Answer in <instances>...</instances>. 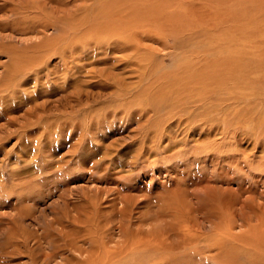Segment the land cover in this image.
<instances>
[{
  "label": "rangeland",
  "instance_id": "374dc122",
  "mask_svg": "<svg viewBox=\"0 0 264 264\" xmlns=\"http://www.w3.org/2000/svg\"><path fill=\"white\" fill-rule=\"evenodd\" d=\"M171 1L158 26L125 0H0L7 264H208L231 234L264 248V0ZM158 229L189 241H126Z\"/></svg>",
  "mask_w": 264,
  "mask_h": 264
},
{
  "label": "bare ground",
  "instance_id": "6f19581e",
  "mask_svg": "<svg viewBox=\"0 0 264 264\" xmlns=\"http://www.w3.org/2000/svg\"><path fill=\"white\" fill-rule=\"evenodd\" d=\"M117 1V0H116ZM127 2V0H125ZM132 1V0H130ZM149 1H151L149 3ZM123 5V9H127L128 7V13L129 15H135V21L137 22L138 20H147L148 19V22L147 24L148 25H152L153 23H156L158 24V26L160 24H167L166 22H172L173 21L175 22L176 18H180L178 16V13H176V11H168V10H165L168 6H170L172 1L171 0H133V4L131 2V4H129L128 6V2L127 4ZM159 2V3H157ZM112 3V2H111ZM119 3V2H118ZM106 6V5H105ZM108 6V5H107ZM110 6V5H109ZM108 8V7H107ZM117 8V9H116ZM123 10V12H124ZM108 14V18L104 21L105 23H110V21L114 24L112 25L113 28H119V24L117 25L116 23L118 22V19H121V17H123L122 14H124L123 12L120 11L119 7H113L111 6L109 9H107L106 11ZM105 12V13H106ZM215 14V13H214ZM233 14V13H232ZM106 16V15H105ZM137 16V17H136ZM97 17V16H96ZM127 18V17H126ZM85 19V18H84ZM83 19V20H84ZM131 18H127V19H122V22L124 21H132V23L130 25H133V20H130ZM130 20V21H129ZM156 21V22H151V21ZM109 21V22H108ZM121 21V20H120ZM119 21V22H120ZM134 21V22H135ZM191 21V20H190ZM104 22L103 20H100V24H103L104 25ZM139 22V21H138ZM137 22V23H138ZM75 24V23H74ZM92 24V23H91ZM125 24V23H124ZM123 24V25H124ZM136 24V23H135ZM134 24V25H135ZM139 24V23H138ZM130 25L127 27L129 29ZM141 25V24H140ZM139 25V26H140ZM146 25V26H148ZM96 27H99L98 25H95ZM107 26V25H105ZM104 26V28H105ZM109 29L112 31V27H111V24L108 25ZM126 26V25H125ZM137 26V25H136ZM134 27V26H133ZM102 27H100L101 29ZM133 29V28H132ZM136 29V28H135ZM193 29V28H192ZM99 30V29H98ZM102 31V30H101ZM132 31V30H131ZM147 31V30H146ZM109 32V31H108ZM139 32V31H138ZM135 33V32H134ZM171 33V32H170ZM110 34V33H109ZM122 34V33H121ZM129 34V33H128ZM130 35V34H129ZM132 40V39H131ZM127 42V41H126ZM122 43V42H121ZM124 43V41H123ZM122 43V44H123ZM135 44V43H134ZM119 48H122L121 46ZM126 50V49H125ZM129 51V50H128ZM196 57V56H195ZM122 60V59H121ZM206 65V64H205ZM230 66V65H229ZM215 68V67H214ZM18 69V68H17ZM20 69V67H19ZM245 69V68H243ZM16 70V69H15ZM12 71V70H11ZM158 75V74H157ZM109 77V76H108ZM176 80V79H175ZM150 81V80H149ZM143 87V86H142ZM82 92V91H81ZM81 94H79V96H81ZM30 113V111H28ZM86 133V132H85ZM114 205V204H113ZM130 211V210H129ZM18 225V224H17ZM173 226V225H172ZM170 227V226H169ZM170 229H175L174 227L173 228H170ZM178 229V228H177ZM154 230H151V232L146 235V236H143V237H138L136 239V241H134V235H132L133 237L130 238V233H128L127 235V239L126 241H129V239H131V241H129V243H132V245H134V249L135 248H140L141 245L144 247L142 250H145L148 252L150 251H156V249H160L159 253L162 254L164 256V251L161 252V249H165V251H169L171 250V248L175 247L177 244V246H183L186 244V241L189 239L188 237V231H181V234H178L180 237H178V243H175L172 242L173 240L165 233L162 231V229H158L156 232H153ZM192 233V232H191ZM234 234V233H233ZM195 235V234H194ZM244 235V234H243ZM141 236V235H140ZM209 236V235H208ZM219 236V235H218ZM255 236V235H254ZM250 237V236H249ZM253 237V236H252ZM250 237V239L252 238ZM136 238V237H135ZM190 238H192L190 236ZM255 238V237H254ZM257 238V236H256ZM199 239V237H198ZM193 240V239H192ZM249 240V239H248ZM247 238L245 237L242 238V237H235L234 235H229L228 237H220L218 238L217 237V240H216V246H217V250L214 252L215 255L212 253L210 254L212 257L211 260H209L207 257L206 254V250L202 251L201 250V253L199 254L200 257H203L204 260H207L209 261L208 264H264V248H255L253 247V244L255 242V239H251V241H254V242H250L248 241ZM189 241V240H188ZM196 241V240H195ZM258 241V238L256 240V242ZM261 241V239H260ZM263 241V240H262ZM261 241V242H262ZM197 242V241H196ZM195 242V243H196ZM239 243L241 242L244 246L242 247H239V246H232L233 243L234 245L236 243ZM259 242V241H258ZM264 242V241H263ZM128 243V244H129ZM260 244V243H257V245ZM263 244V243H262ZM131 245V244H130ZM252 245V247H251ZM264 245V244H263ZM140 246V247H139ZM209 247V244L207 245ZM212 247V246H211ZM261 247V246H260ZM80 248V247H79ZM82 248V247H81ZM107 249V248H106ZM120 251H118V253L121 254L122 252V247L119 248ZM83 250V249H82ZM110 250V249H109ZM125 251V250H124ZM9 252V251H8ZM8 252H7V249H0V264H7V261H6V258H8ZM109 253L107 254H104L105 258L104 259H108L110 260L113 264H115V262H120L118 264H124V262H128L129 259L127 258V260L123 261V258L122 257V261L121 260H115V258L117 257V254H115L114 252L112 251H108ZM116 252V251H115ZM153 252H150V255L152 256V253ZM95 253V252H94ZM125 253H127V251H125ZM124 253V254H125ZM141 253V252H140ZM140 253L138 254L140 256ZM155 253V252H154ZM211 253V252H210ZM137 255V254H136ZM135 255V256H136ZM170 255V254H169ZM116 256V257H114ZM174 256V255H173ZM171 256L170 259H168V257L166 259H163L161 260V257L160 260L158 262V264H174L173 261H174V258L177 259V256ZM126 257V256H125ZM199 257V256H198ZM121 258V257H120ZM119 258V259H120ZM153 258V257H152ZM206 258V259H205ZM118 259V258H117ZM150 259V258H149ZM93 260V259H92ZM98 260H101L98 259ZM85 262V261H83ZM87 262V261H86ZM102 262V261H101ZM177 262V261H176ZM204 262V261H203ZM80 264V263H79ZM82 264V263H81ZM178 264V263H176Z\"/></svg>",
  "mask_w": 264,
  "mask_h": 264
}]
</instances>
